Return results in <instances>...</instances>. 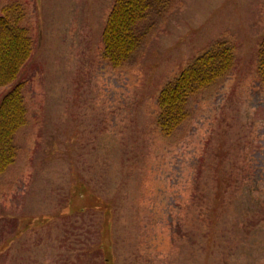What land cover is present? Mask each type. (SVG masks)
<instances>
[{"label":"rangeland","instance_id":"rangeland-1","mask_svg":"<svg viewBox=\"0 0 264 264\" xmlns=\"http://www.w3.org/2000/svg\"><path fill=\"white\" fill-rule=\"evenodd\" d=\"M113 1L0 0L32 41L0 264H264V0H149L118 67L101 43ZM218 42L232 67L162 134L159 91Z\"/></svg>","mask_w":264,"mask_h":264},{"label":"trees","instance_id":"trees-1","mask_svg":"<svg viewBox=\"0 0 264 264\" xmlns=\"http://www.w3.org/2000/svg\"><path fill=\"white\" fill-rule=\"evenodd\" d=\"M149 5V0L114 1L101 38L102 55L112 66H120L138 47L141 36L136 25ZM22 16L19 5L1 10L0 15V87L10 84V90L0 99V173L14 162V134L26 123L22 82L11 84L28 60L32 47L27 29L19 26ZM233 63L232 48L218 42L167 82L157 99L160 132L170 134L185 118L188 96L225 75ZM257 73L264 83V36L257 52Z\"/></svg>","mask_w":264,"mask_h":264}]
</instances>
